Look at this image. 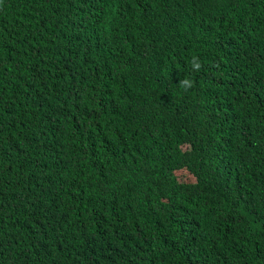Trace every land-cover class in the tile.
<instances>
[{"label": "trees", "instance_id": "trees-1", "mask_svg": "<svg viewBox=\"0 0 264 264\" xmlns=\"http://www.w3.org/2000/svg\"><path fill=\"white\" fill-rule=\"evenodd\" d=\"M0 264H264V0H0Z\"/></svg>", "mask_w": 264, "mask_h": 264}, {"label": "clouds", "instance_id": "clouds-1", "mask_svg": "<svg viewBox=\"0 0 264 264\" xmlns=\"http://www.w3.org/2000/svg\"><path fill=\"white\" fill-rule=\"evenodd\" d=\"M202 67V64L198 57H193L192 59V68L194 71H199ZM193 81L189 78H185L179 81V85L187 91L193 86Z\"/></svg>", "mask_w": 264, "mask_h": 264}]
</instances>
